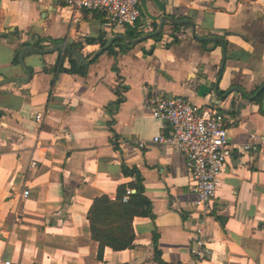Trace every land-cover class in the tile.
Listing matches in <instances>:
<instances>
[{
    "label": "crops",
    "instance_id": "crops-1",
    "mask_svg": "<svg viewBox=\"0 0 264 264\" xmlns=\"http://www.w3.org/2000/svg\"><path fill=\"white\" fill-rule=\"evenodd\" d=\"M161 1L164 13L192 19L199 35L224 36L221 74V46L169 22L158 39L122 52L115 47L116 56L102 52L84 64V74L55 73L63 50L51 51L50 40L82 42L81 54L89 58L101 45L86 44V37L115 34L103 14L82 10L71 16L59 0H0V80L26 77L12 62L24 42L42 38L48 50L24 52L33 70L27 83L0 85V264H158L154 232L162 260L171 264H264V144L256 153L233 150L204 206L190 188L184 154L153 141L168 127L146 108L151 95L181 94L226 112L231 144L252 134L263 141L264 113L232 85L249 93L264 82V0ZM145 3L149 13L160 15L151 0ZM144 16L142 30L132 28L135 36L156 28ZM120 84L125 89L118 95ZM140 140L144 148L137 146ZM122 160L139 169L154 216L134 217L132 247L100 251L89 238L87 211L96 196L114 198L117 186L133 179L122 174ZM198 225L210 251L205 258L190 252Z\"/></svg>",
    "mask_w": 264,
    "mask_h": 264
},
{
    "label": "built area",
    "instance_id": "built-area-1",
    "mask_svg": "<svg viewBox=\"0 0 264 264\" xmlns=\"http://www.w3.org/2000/svg\"><path fill=\"white\" fill-rule=\"evenodd\" d=\"M59 1L71 16L82 10L102 13L104 25L112 33L124 31L127 27L142 30L138 24L142 15L141 0ZM146 108L164 127H168L166 132L155 136L153 141L177 148L184 154L190 188L196 193L198 204L204 206L214 198L219 178L225 171L226 160L233 150L238 154L256 153L264 144V140L259 141L255 134L250 135V139L244 143L231 144L227 129L231 117L213 106L195 105L184 96L164 93L151 95L147 98ZM41 116L38 113L36 118L41 119ZM137 146L144 148L146 143L140 140ZM35 162L32 159L31 166ZM130 192L127 189L126 195ZM27 193L28 190H24L22 194ZM123 199L126 200V196ZM203 231V227L198 225L190 238V252L196 258H205L210 252Z\"/></svg>",
    "mask_w": 264,
    "mask_h": 264
},
{
    "label": "trees",
    "instance_id": "trees-1",
    "mask_svg": "<svg viewBox=\"0 0 264 264\" xmlns=\"http://www.w3.org/2000/svg\"><path fill=\"white\" fill-rule=\"evenodd\" d=\"M63 5V3H61ZM131 37L136 35L135 30L128 27L125 31ZM160 37H156L157 39ZM96 40L103 45L105 39L86 37L84 42L86 44H93ZM42 38L35 39L31 44L24 42L22 46L32 45L39 49H45L41 45ZM122 40L115 41L109 48L103 52L117 55L115 47H118V52L124 51L127 47L122 44ZM52 45L58 43L57 40H50ZM82 42H74L72 48L81 54ZM18 51L16 49L12 62L18 63ZM28 52V51H27ZM67 59L68 66H64V60ZM87 65H84L79 59L73 56L66 50L59 53L55 66L52 68L55 73H69V74H84ZM29 68V67H28ZM31 72L33 70L29 68ZM46 70V68H43ZM114 70L117 69L114 67ZM119 89H125L121 84L117 88V93L120 95ZM123 97H119L116 102L119 103ZM121 172L124 176H131L133 179L127 183H122L117 186L116 195L110 198L106 194L96 196L87 211L89 238L98 242L99 249L108 246L113 250H122L133 246L134 229L132 221L134 217H151L154 214L152 211V203L150 199L144 194L143 176L136 166H129L123 160L121 162ZM127 189H134L135 191L126 195ZM126 196V200L123 198ZM158 235L154 232L152 244L154 249L153 259L158 264H171L161 258L160 250L158 249ZM99 257L101 255L98 254Z\"/></svg>",
    "mask_w": 264,
    "mask_h": 264
},
{
    "label": "water",
    "instance_id": "water-1",
    "mask_svg": "<svg viewBox=\"0 0 264 264\" xmlns=\"http://www.w3.org/2000/svg\"><path fill=\"white\" fill-rule=\"evenodd\" d=\"M157 7V10L160 12L159 16L156 15H152L151 13L148 12L147 7H146V0H141L140 4H141V8H142V12L147 16V18H149L151 21H155L156 22V28L154 31H151L149 33L143 34V35H137L135 37H131L126 33H115L112 34L103 45H101L98 49H96L93 54L89 57V58H85L82 54L78 53V51H76L75 49H73L71 47L72 44V40L68 39L67 43L62 42V43H57L55 44L50 50L51 51H57V50H66L69 53H71L73 56H75L77 59H79L83 64H89L91 61H93L96 57H98L104 50H106L107 48H109L115 41L117 40H123V44L125 46H134L135 44L148 39V38H152V37H156L157 35H159L162 32L163 26L166 22L171 23L172 25H187L189 26L190 29V34L194 39H197L198 41H203V42H212V43H218L217 45L221 46L222 49V61L220 64V74L223 71L225 62L227 60V50H226V40L224 39L223 35H199L198 33H196V29H195V25L192 19L190 18H178V17H173L172 15L166 14L164 13V3L161 0H151ZM225 34L227 32H224ZM26 50H31L34 52H40V53H46L48 50L45 49H39L36 47H33L31 45H25L23 47H21L18 51V61L20 66L24 69L25 73H26V77L24 78H3L0 80V85H2L3 83H7V82H20V83H27L31 76L32 73L30 71V69L25 65L24 63V59H23V55L24 52ZM232 54V52L229 53V55ZM217 86V85H216ZM235 86V90L238 91L244 98L249 99V100H254L257 104H259L260 110L261 112L264 113V83H262L260 85V87L255 91V89L252 91L253 94H251L252 92L250 91L249 93L244 91V89L235 84L232 85ZM217 91V88H215ZM232 90L230 91H226L225 96L230 93ZM251 94V95H249ZM175 95H180V96H184L181 94H176ZM185 97V96H184ZM209 106H212V104H210ZM135 190L132 189L131 192L133 193Z\"/></svg>",
    "mask_w": 264,
    "mask_h": 264
},
{
    "label": "rangeland",
    "instance_id": "rangeland-1",
    "mask_svg": "<svg viewBox=\"0 0 264 264\" xmlns=\"http://www.w3.org/2000/svg\"><path fill=\"white\" fill-rule=\"evenodd\" d=\"M144 19H145V16H144V13H143V15L139 18V21H140V22H143Z\"/></svg>",
    "mask_w": 264,
    "mask_h": 264
},
{
    "label": "flooded vegetation",
    "instance_id": "flooded-vegetation-1",
    "mask_svg": "<svg viewBox=\"0 0 264 264\" xmlns=\"http://www.w3.org/2000/svg\"><path fill=\"white\" fill-rule=\"evenodd\" d=\"M262 83H264V82H261V83L256 87L255 91L260 87V85H261Z\"/></svg>",
    "mask_w": 264,
    "mask_h": 264
}]
</instances>
